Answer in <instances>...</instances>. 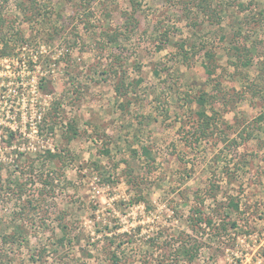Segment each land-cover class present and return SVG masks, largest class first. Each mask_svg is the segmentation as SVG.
I'll list each match as a JSON object with an SVG mask.
<instances>
[{"label":"rangeland","instance_id":"1","mask_svg":"<svg viewBox=\"0 0 264 264\" xmlns=\"http://www.w3.org/2000/svg\"><path fill=\"white\" fill-rule=\"evenodd\" d=\"M136 1L129 33V0H90L88 28L79 0H0L8 57H37L18 79L0 58V264H186L175 250L192 239L201 245L191 264H264V0H217L218 26L190 19L191 0ZM250 17L263 20L253 27ZM243 37L254 51L244 69L230 50ZM216 82L217 125L199 138L188 100ZM69 126L77 134L67 140ZM141 147L148 159L133 155ZM196 195L210 227L189 224ZM16 228L25 240L2 244Z\"/></svg>","mask_w":264,"mask_h":264},{"label":"trees","instance_id":"2","mask_svg":"<svg viewBox=\"0 0 264 264\" xmlns=\"http://www.w3.org/2000/svg\"><path fill=\"white\" fill-rule=\"evenodd\" d=\"M185 8L187 6L185 13H187V16L190 19L193 18H197L198 14L202 15L203 18L212 25H219L220 21H221V15H222V11L225 10V7H219L218 5V1L217 0H191V3H188L187 1H185ZM222 2V1H221ZM90 3V0H79L78 2V7H79V12L77 13L79 16L80 21L83 24L84 28H88V27H93L91 25V21L90 19L93 17L94 12L90 11V6H88ZM129 3L131 5V11L130 12H124L123 13V25L125 28V31H128L129 33H133L136 29V21H135V17L134 14L138 11L139 5L137 3L136 0H129ZM232 3H229V5H231ZM228 6V5H226ZM83 7L85 8V10H83L81 12V8L83 9ZM236 7L241 9L242 12H245L247 9V7L242 4V3H236ZM193 10H195L193 12ZM261 11V10H260ZM258 13L259 16L264 14V11H261ZM247 17H249L250 15H246ZM253 20V27H258L260 24V21H262L263 19H256L255 17H250ZM84 22V23H83ZM90 25V26H89ZM5 23L4 21L0 18V45H1V55L0 58H4V57H8V55H11L12 53V45H11V39L8 38V34L7 32H2L1 31L5 28ZM241 29V28H240ZM17 35L14 37L15 41L20 43L19 45H22L23 42H25V40L23 39V37L19 34L16 33ZM123 34V33H122ZM163 40L166 39L167 35H168V31H166L165 33H163ZM238 37L241 38V33L240 31L237 32ZM118 35H108V38L110 40V42H115L118 40ZM243 41H236V45H233V47H230V50L234 51V55L236 57V63H234V66L237 67H241L242 69L247 68L252 61V57L251 55L254 54V51L252 49H250V47L248 48L245 44L247 42L248 39H244V37L242 38ZM237 42H239V45H237ZM254 46V45H253ZM181 50H183V55L182 58L183 60H186L188 52L185 51L183 45L180 46ZM192 49V46H190ZM205 47V46H204ZM189 49V50H191ZM206 57H207V66H206V72L207 74L210 76L214 73V66L212 65V60H213V54H211L210 52L206 53ZM122 87V85H121ZM122 89L117 85L115 87V92L116 95L118 97L122 96L124 91H121ZM215 90L213 93H206L205 91H202L201 93H199L198 95H195L192 98H189L188 102L190 103H195L197 105V110L195 111V115L197 118V127L195 129V132L193 134H198V137L200 138H207L210 135L213 134L215 126L217 125V120H216V116H218L216 112H214L213 110H209L208 106L209 105H213L219 101H222L224 99V94H220L221 90L219 88V83L216 82L214 84V89ZM210 112V114H209ZM263 117H259V120H262ZM49 131H52V127L49 128ZM71 133V134H70ZM77 134V130L75 128H72L71 126L68 127V133L67 135H65V138L67 140H70L71 138H73L74 136H76ZM12 133L9 134V137H12ZM249 134H247L245 137H243V140H248L249 139ZM197 139V138H196ZM235 144V140L232 141ZM105 153H107V151H105ZM133 155L138 156V158H142L144 157L145 159H148L150 157V151L145 148V147H141V149L139 150V152L137 151H133L132 152ZM108 154V153H107ZM64 154L61 153H52L50 151H46V156H45V160L47 162H53L54 160H57L59 162V164L61 165V168H64V166H66V162L63 160L64 158ZM32 167V166H31ZM30 173L32 174V171H30ZM48 178V177H47ZM49 180V181H48ZM37 181L42 184V187L45 188L47 185L48 187H50L51 183H52V178H48L43 179V175H39L37 178ZM10 185V184H9ZM14 187L17 188V197L20 200L24 194V188H23V184L20 182H16V184H14ZM36 198H40L43 196V191L40 190L39 192H37L34 195ZM142 200V199H141ZM195 206L192 209V217L191 220H189V224L191 225L192 228H202L201 226L204 227H210L212 225V219L209 217L205 216L204 213V198L202 197H198L197 195L195 196ZM231 207L235 210L238 211V206L234 203L231 204ZM61 229H65V227H61ZM20 230V229H19ZM19 230L16 228L17 231V235H15L16 233L13 234H8V235H3L2 239H1V243L2 244H6V243H16L21 241V239L25 240L22 234V231L19 232ZM195 230V229H193ZM194 242H190V240H187V242L184 243H180L179 247H177V249L175 250V255H177V257H181V260H184L186 262V264H191L194 262V260L196 259L198 252L200 251V243H198L196 240L192 239ZM60 242H62V239H60Z\"/></svg>","mask_w":264,"mask_h":264},{"label":"built area","instance_id":"3","mask_svg":"<svg viewBox=\"0 0 264 264\" xmlns=\"http://www.w3.org/2000/svg\"><path fill=\"white\" fill-rule=\"evenodd\" d=\"M22 48H24V47H22ZM33 57H34L35 61H32V62H35V64L27 63V66L23 63V61H19V59H17V58H19L18 56H16L15 58H13V56H11V57H4V58H1V60H3V61L8 60L9 63H12V67H13V71H14L13 74L18 79V78H20V75L22 74V70L24 68L31 67V73L35 71V68L37 67L36 66V58L37 57H36V55H33ZM33 109H36V108L34 107ZM36 117L38 118V123L39 124L37 126L33 127L34 128L33 130H35V132L37 133L40 130V122L42 120V116L40 115V113H37L36 114ZM7 131L9 133L10 132H14L12 129H8Z\"/></svg>","mask_w":264,"mask_h":264}]
</instances>
